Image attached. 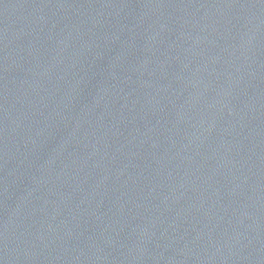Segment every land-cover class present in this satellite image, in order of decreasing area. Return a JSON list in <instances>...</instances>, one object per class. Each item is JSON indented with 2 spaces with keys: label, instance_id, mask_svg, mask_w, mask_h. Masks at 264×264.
<instances>
[{
  "label": "water",
  "instance_id": "1",
  "mask_svg": "<svg viewBox=\"0 0 264 264\" xmlns=\"http://www.w3.org/2000/svg\"><path fill=\"white\" fill-rule=\"evenodd\" d=\"M0 264H264V0H0Z\"/></svg>",
  "mask_w": 264,
  "mask_h": 264
}]
</instances>
